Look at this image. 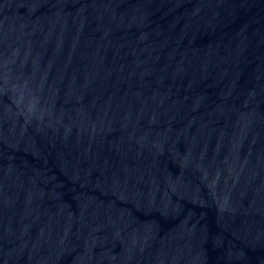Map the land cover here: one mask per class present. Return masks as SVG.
<instances>
[{
	"label": "water",
	"instance_id": "obj_1",
	"mask_svg": "<svg viewBox=\"0 0 264 264\" xmlns=\"http://www.w3.org/2000/svg\"><path fill=\"white\" fill-rule=\"evenodd\" d=\"M0 264H264V0H0Z\"/></svg>",
	"mask_w": 264,
	"mask_h": 264
}]
</instances>
